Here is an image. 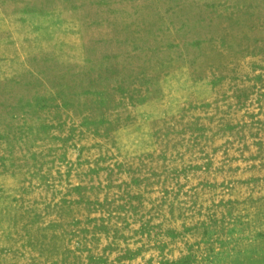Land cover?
<instances>
[{
  "label": "rangeland",
  "instance_id": "obj_1",
  "mask_svg": "<svg viewBox=\"0 0 264 264\" xmlns=\"http://www.w3.org/2000/svg\"><path fill=\"white\" fill-rule=\"evenodd\" d=\"M0 264H264V0H8Z\"/></svg>",
  "mask_w": 264,
  "mask_h": 264
},
{
  "label": "crops",
  "instance_id": "obj_2",
  "mask_svg": "<svg viewBox=\"0 0 264 264\" xmlns=\"http://www.w3.org/2000/svg\"><path fill=\"white\" fill-rule=\"evenodd\" d=\"M11 2V0H9ZM8 0H0V19H2L1 16H3L2 9L4 7V3H7Z\"/></svg>",
  "mask_w": 264,
  "mask_h": 264
}]
</instances>
